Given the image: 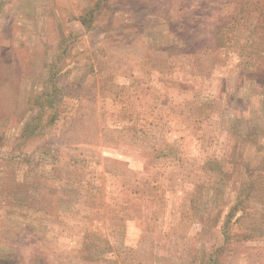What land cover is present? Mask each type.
Returning <instances> with one entry per match:
<instances>
[{
	"label": "rangeland",
	"instance_id": "rangeland-1",
	"mask_svg": "<svg viewBox=\"0 0 264 264\" xmlns=\"http://www.w3.org/2000/svg\"><path fill=\"white\" fill-rule=\"evenodd\" d=\"M0 264H264V0H0Z\"/></svg>",
	"mask_w": 264,
	"mask_h": 264
},
{
	"label": "trees",
	"instance_id": "trees-1",
	"mask_svg": "<svg viewBox=\"0 0 264 264\" xmlns=\"http://www.w3.org/2000/svg\"><path fill=\"white\" fill-rule=\"evenodd\" d=\"M100 1H101V0H98V3H99V5H100ZM84 20H85V19H84ZM84 20L82 21V22H83V24H84V22H86V21H84Z\"/></svg>",
	"mask_w": 264,
	"mask_h": 264
}]
</instances>
